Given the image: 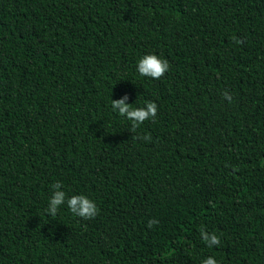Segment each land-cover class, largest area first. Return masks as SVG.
<instances>
[{
    "label": "trees",
    "instance_id": "16d2710c",
    "mask_svg": "<svg viewBox=\"0 0 264 264\" xmlns=\"http://www.w3.org/2000/svg\"><path fill=\"white\" fill-rule=\"evenodd\" d=\"M125 95L158 106L134 133ZM57 181L98 215L52 217ZM209 256L264 264V0H0V264Z\"/></svg>",
    "mask_w": 264,
    "mask_h": 264
},
{
    "label": "clouds",
    "instance_id": "9594fccd",
    "mask_svg": "<svg viewBox=\"0 0 264 264\" xmlns=\"http://www.w3.org/2000/svg\"><path fill=\"white\" fill-rule=\"evenodd\" d=\"M236 43H243L241 39L233 37ZM169 70V63L167 60L162 59L156 54H147L143 56L137 63L136 71L141 77H150L153 79H160ZM223 99L232 101L233 97L227 90L223 92ZM128 96L125 95L121 99H113L111 101L112 109L122 117L131 121V131L136 132L137 128L142 125L146 120L154 119L158 112V106L155 102L149 101L144 107H132L130 103H126ZM139 139L150 141L151 137L143 135ZM53 192L50 197L47 212L52 217L57 215L61 205L67 203V207L72 214L81 217L84 220L93 219L98 215V207L96 203L84 195H74L66 200V193L61 190L62 184L57 181L51 185ZM159 223L155 218L149 219L147 222L148 228H153ZM201 239L207 242L208 247L217 246L220 244V237L215 233L209 234L203 227L200 229ZM202 264H218L217 260L209 256L202 261Z\"/></svg>",
    "mask_w": 264,
    "mask_h": 264
}]
</instances>
